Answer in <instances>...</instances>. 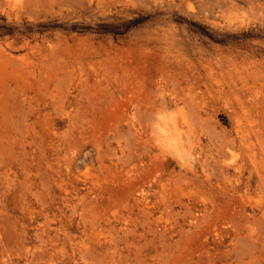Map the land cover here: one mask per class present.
Returning <instances> with one entry per match:
<instances>
[{"label": "rangeland", "instance_id": "1", "mask_svg": "<svg viewBox=\"0 0 264 264\" xmlns=\"http://www.w3.org/2000/svg\"><path fill=\"white\" fill-rule=\"evenodd\" d=\"M0 264H264V0H0Z\"/></svg>", "mask_w": 264, "mask_h": 264}]
</instances>
